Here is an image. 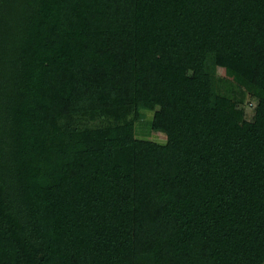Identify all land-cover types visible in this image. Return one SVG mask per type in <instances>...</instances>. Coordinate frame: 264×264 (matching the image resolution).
<instances>
[{
	"label": "trees",
	"instance_id": "1",
	"mask_svg": "<svg viewBox=\"0 0 264 264\" xmlns=\"http://www.w3.org/2000/svg\"><path fill=\"white\" fill-rule=\"evenodd\" d=\"M0 264H264V0H0Z\"/></svg>",
	"mask_w": 264,
	"mask_h": 264
},
{
	"label": "rangeland",
	"instance_id": "2",
	"mask_svg": "<svg viewBox=\"0 0 264 264\" xmlns=\"http://www.w3.org/2000/svg\"><path fill=\"white\" fill-rule=\"evenodd\" d=\"M137 62H138L137 63L138 68H145V69H152V70H165L169 68V65L167 63L160 62V61L138 60ZM254 106L255 104L252 103L249 96L245 95L244 97L245 116L248 120H252L254 116ZM152 117H151V113L147 112L145 122L142 123L141 126L148 128L151 124ZM146 137H154L157 139H162L164 138V135L160 133L158 134V133L152 132L151 134H147Z\"/></svg>",
	"mask_w": 264,
	"mask_h": 264
}]
</instances>
